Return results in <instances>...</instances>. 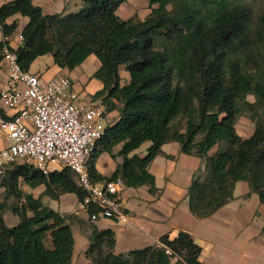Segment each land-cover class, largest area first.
Instances as JSON below:
<instances>
[{
  "label": "trees",
  "instance_id": "16d2710c",
  "mask_svg": "<svg viewBox=\"0 0 264 264\" xmlns=\"http://www.w3.org/2000/svg\"><path fill=\"white\" fill-rule=\"evenodd\" d=\"M125 1L82 0L75 12L46 14L32 0H12L0 6V28L8 37L16 24H7L6 18L28 17L16 49L24 70L44 54L68 69L89 54L99 59L93 76L103 88L96 96L109 109L116 102L120 107L118 119L106 126L93 146L88 167L94 180L120 177L127 187L146 185L151 193L157 192L148 166L161 145L173 140L182 152L202 161L187 194L195 216H208L227 203L240 180L249 182L264 202V119L253 115L255 126L248 137L236 130L246 105L256 112L264 107V13L255 25L242 2L149 0L157 7L148 16L124 20L116 9ZM168 5L173 8L168 10ZM122 65L130 75L125 84L118 73ZM250 94L253 102L246 98ZM178 117L185 118L184 131L171 125ZM145 141L151 143L143 156L130 155ZM220 142L227 146L210 154ZM103 152L121 158L109 177L95 167ZM257 164L263 166L255 170ZM0 176L5 187L0 201V264H71L74 237L69 217L23 193L19 180L29 187L43 184L52 197L72 192L80 199L83 191L74 172L63 167L44 174L26 163L12 162ZM10 197L13 201L8 202ZM7 210L18 217L12 226L3 218ZM89 241L88 264H200L201 248L185 231L125 254L114 253L110 229L94 227Z\"/></svg>",
  "mask_w": 264,
  "mask_h": 264
},
{
  "label": "crops",
  "instance_id": "0c3cea01",
  "mask_svg": "<svg viewBox=\"0 0 264 264\" xmlns=\"http://www.w3.org/2000/svg\"><path fill=\"white\" fill-rule=\"evenodd\" d=\"M9 1L12 0H0V6ZM32 3L46 14L75 12L82 6V0H32ZM154 7L157 4L150 5L149 0H126L116 9V14L124 20L134 17L143 20ZM28 20V17L21 14H14L5 20L7 24H16L15 30L7 38L8 44L14 50L21 44V32ZM3 36L0 28V42L4 40ZM29 67L28 71L41 75L45 80L57 75L68 76L72 80V91L77 95V104L91 100L102 102V97L96 96L103 88V83L93 76L100 67V61L94 54H89L73 69L56 65L51 54L36 57ZM6 69L5 62L0 59V90L7 85ZM118 73L121 84L129 81L130 75L123 65L119 67ZM102 104L106 110L104 123L106 126L111 125L118 119L120 103L116 102V106L110 109L105 103ZM12 114L13 110L3 107L0 102V117L10 118ZM244 124L248 125V122L244 121ZM253 130L254 128L244 134L237 132L242 137H248ZM145 142L130 155L143 156L145 153L141 150L142 147L146 150L151 143ZM6 145L4 133L0 129V150ZM119 149L120 144L115 146V153ZM120 161L119 156L112 158L110 154L103 152L96 159L95 167L98 173L109 177ZM201 167V158L182 152L177 141L162 144L160 152L148 166V171L154 176L157 192L151 193L146 185H141L125 186L121 193L123 206L129 215L125 223L106 218L92 222L84 214H75L77 195L72 192L52 197L45 192L43 184L29 187L21 179L19 188L23 193H30L44 205L69 217L68 222L74 237L71 264L89 263L85 251L94 227L97 230L110 229L113 232L115 254L158 245L161 236L169 235L172 238L179 231H185L201 248L197 257L200 264H264V202L251 189L249 182L240 180L235 182L233 197L227 203L208 216H195L189 209L187 194L195 172ZM1 178L2 176L0 201L5 195ZM11 201L13 198L10 197L8 202ZM3 218L10 222L15 220L14 224L18 222V217L11 210L4 211Z\"/></svg>",
  "mask_w": 264,
  "mask_h": 264
},
{
  "label": "built area",
  "instance_id": "2783aa9c",
  "mask_svg": "<svg viewBox=\"0 0 264 264\" xmlns=\"http://www.w3.org/2000/svg\"><path fill=\"white\" fill-rule=\"evenodd\" d=\"M7 38L4 35L0 42V59L5 62L8 76L7 85L0 90V102L13 114L10 118L0 117V129L7 142L0 150V175L12 162L26 163L44 174L68 167L83 191L75 214H84L92 222L103 218L127 222L129 215L121 199L123 179L96 181L89 173L93 146L106 128L102 102L77 104L68 76L45 80L24 70Z\"/></svg>",
  "mask_w": 264,
  "mask_h": 264
},
{
  "label": "rangeland",
  "instance_id": "374dc122",
  "mask_svg": "<svg viewBox=\"0 0 264 264\" xmlns=\"http://www.w3.org/2000/svg\"><path fill=\"white\" fill-rule=\"evenodd\" d=\"M196 1V0H194ZM232 2H242L244 5H246L249 10H250V14H251V19H252V23L253 24H257L259 16L261 14L264 13V0H231ZM168 10H170L171 8H173L171 5H168ZM244 59V58H242ZM247 100H249L250 102L254 101V96L253 95H248ZM257 109V107L255 108ZM256 114H258L259 119H264V107H258V111L256 112L254 109H250L249 106H245V109L242 111L241 115L238 116V119L236 120V130L242 134L249 132L250 130H252L254 128V122H253V115L256 116ZM244 121L248 122V125L244 124ZM247 124V123H246ZM172 127H177L179 128L181 131H184V127H185V118H180L178 117L177 119H175L172 122ZM201 137V135H198L196 137V140H199ZM145 144H149V142H145ZM226 143L225 142H220L217 145H215L210 151V154H214L215 152L224 149L226 147ZM144 153H146L147 150H144L143 147L141 149ZM263 166V164H257L255 166V170H259V167ZM206 173L204 172L202 174V176H205ZM4 217H6L4 215ZM8 225H12L14 224V221H9V219H5ZM48 244V240L46 242ZM90 243V241H89ZM89 245V244H88ZM161 246V245H160ZM174 261V259L172 260Z\"/></svg>",
  "mask_w": 264,
  "mask_h": 264
}]
</instances>
